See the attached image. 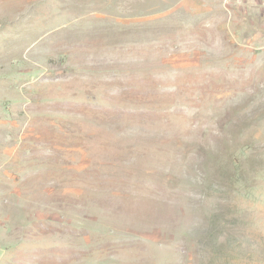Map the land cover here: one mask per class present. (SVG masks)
I'll list each match as a JSON object with an SVG mask.
<instances>
[{
	"label": "rangeland",
	"instance_id": "rangeland-1",
	"mask_svg": "<svg viewBox=\"0 0 264 264\" xmlns=\"http://www.w3.org/2000/svg\"><path fill=\"white\" fill-rule=\"evenodd\" d=\"M0 264H264V0H0Z\"/></svg>",
	"mask_w": 264,
	"mask_h": 264
}]
</instances>
